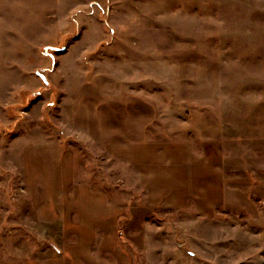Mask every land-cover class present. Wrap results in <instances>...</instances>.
Returning <instances> with one entry per match:
<instances>
[{"label":"rangeland","instance_id":"1","mask_svg":"<svg viewBox=\"0 0 264 264\" xmlns=\"http://www.w3.org/2000/svg\"><path fill=\"white\" fill-rule=\"evenodd\" d=\"M36 258L264 264V0H0V264Z\"/></svg>","mask_w":264,"mask_h":264},{"label":"crops","instance_id":"2","mask_svg":"<svg viewBox=\"0 0 264 264\" xmlns=\"http://www.w3.org/2000/svg\"><path fill=\"white\" fill-rule=\"evenodd\" d=\"M85 192H87V191H85ZM89 205H90V203H89ZM99 205H100V206H101V205L103 206L102 201L100 202ZM90 206H91V205H90ZM84 207H85V206H84ZM89 234H91V232H88L87 235L84 236V238H85L86 236H89V238L91 239V236H90ZM85 249H87V248H85ZM40 263H41V262H39V258H36V259L33 261V263H31V264H40Z\"/></svg>","mask_w":264,"mask_h":264}]
</instances>
